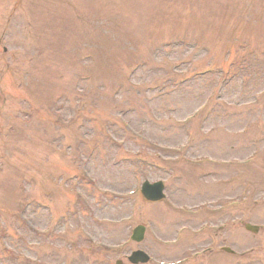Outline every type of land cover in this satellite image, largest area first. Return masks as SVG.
I'll list each match as a JSON object with an SVG mask.
<instances>
[{"label":"rangeland","instance_id":"rangeland-1","mask_svg":"<svg viewBox=\"0 0 264 264\" xmlns=\"http://www.w3.org/2000/svg\"><path fill=\"white\" fill-rule=\"evenodd\" d=\"M142 180L167 203L121 198ZM230 196L246 200L219 221L260 230L221 235L264 264V0H0V264L173 259L151 240L177 236L173 203Z\"/></svg>","mask_w":264,"mask_h":264}]
</instances>
